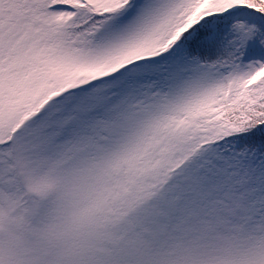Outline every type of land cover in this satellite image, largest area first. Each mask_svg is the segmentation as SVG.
<instances>
[{"label":"snow or ice","instance_id":"snow-or-ice-1","mask_svg":"<svg viewBox=\"0 0 264 264\" xmlns=\"http://www.w3.org/2000/svg\"><path fill=\"white\" fill-rule=\"evenodd\" d=\"M0 264H264V0H0Z\"/></svg>","mask_w":264,"mask_h":264}]
</instances>
